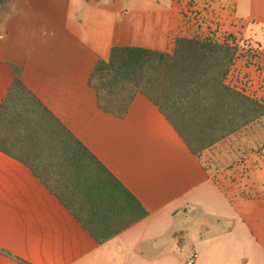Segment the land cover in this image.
Segmentation results:
<instances>
[{
  "label": "crops",
  "instance_id": "obj_1",
  "mask_svg": "<svg viewBox=\"0 0 264 264\" xmlns=\"http://www.w3.org/2000/svg\"><path fill=\"white\" fill-rule=\"evenodd\" d=\"M18 1L38 18L34 48L23 60L0 63V104L15 78L10 65H17L29 89L150 213L100 244L29 168L0 152V264H187L195 253L194 264H264V154L233 155L231 138L240 132L195 156L145 97L121 120L99 109L89 85L114 47L171 54L181 36L220 43L233 36L263 53L257 100L264 104V0ZM237 66L258 90L257 69L242 59ZM91 90L97 111L83 100ZM88 111L103 124L87 126ZM111 122L158 135L156 155L143 140L95 138ZM238 143L261 145L255 135ZM148 172L163 174L162 185Z\"/></svg>",
  "mask_w": 264,
  "mask_h": 264
},
{
  "label": "trees",
  "instance_id": "obj_2",
  "mask_svg": "<svg viewBox=\"0 0 264 264\" xmlns=\"http://www.w3.org/2000/svg\"><path fill=\"white\" fill-rule=\"evenodd\" d=\"M240 51L233 36H181L173 53L114 47L89 85L101 111L127 118L139 96L165 116L195 156L264 119V104L226 79ZM0 104V152L29 168L100 244L143 220L149 210L25 84L23 69Z\"/></svg>",
  "mask_w": 264,
  "mask_h": 264
},
{
  "label": "rangeland",
  "instance_id": "obj_3",
  "mask_svg": "<svg viewBox=\"0 0 264 264\" xmlns=\"http://www.w3.org/2000/svg\"><path fill=\"white\" fill-rule=\"evenodd\" d=\"M229 1V0H225ZM10 2V5L7 3ZM24 3L27 4L26 0ZM206 3V2H205ZM18 0H0V35L5 36V39H0V63L4 60L9 58L15 60H23L29 49L34 48V41H32V33L33 29L35 28L34 24H36V20L38 19L32 9L25 10L23 13L18 6ZM204 5V3L202 2ZM206 6L208 4H205ZM204 5V7H205ZM53 44V41L50 42V45ZM248 43H241L238 46L241 49L247 47ZM251 45V44H249ZM30 58L32 60H36L39 58L38 54L32 53L30 54ZM84 102L88 105H92L94 111L96 110V104L94 102V92L91 90L90 96L83 99ZM91 111V110H89ZM87 113V126L96 124L99 122L100 125L103 124V121H98V118H95ZM97 115V114H96ZM114 121V120H111ZM111 129H109L107 134H104L97 129V135L95 138L97 139H136V140H143L146 141L145 143L151 145H147L146 149H152L151 155L155 156L157 150L160 147L152 146L156 138H159L158 135L146 131L144 129L133 128L126 124H119L117 122H111ZM107 128V127H105ZM239 135L236 137L231 138L230 147L233 149V155H238L239 153H246V154H264V119L258 121L257 123L249 126L248 128L241 131ZM255 137L260 141L261 145L257 148L253 147H242L239 145L238 140L242 139L244 136H252ZM233 136V135H232ZM117 148H124V146L117 147ZM185 149V148H183ZM127 155V154H126ZM125 155V156H126ZM204 157V156H203ZM128 159V156L126 157ZM148 161H154L153 157L149 158ZM149 178L151 179L153 185H155V180L158 181V185H162L161 181L164 182L163 174L159 176L158 173L148 172ZM161 180V181H160Z\"/></svg>",
  "mask_w": 264,
  "mask_h": 264
},
{
  "label": "built area",
  "instance_id": "obj_4",
  "mask_svg": "<svg viewBox=\"0 0 264 264\" xmlns=\"http://www.w3.org/2000/svg\"><path fill=\"white\" fill-rule=\"evenodd\" d=\"M190 37H198L196 34L190 35ZM240 48V47H239ZM242 59L246 64H251L254 66L259 74L258 90L254 88V80L251 76L242 71L241 68L237 66L238 61ZM263 60V53L261 49L257 46L247 45L244 49L240 48V51L235 59L234 66L231 68L230 73L226 79V84L231 89L249 97L251 99L257 100L258 92L262 89V77H261V65ZM198 259V254H194L187 264H194Z\"/></svg>",
  "mask_w": 264,
  "mask_h": 264
}]
</instances>
